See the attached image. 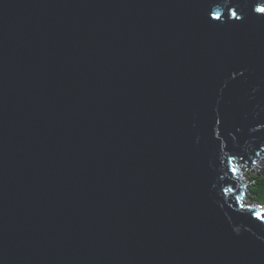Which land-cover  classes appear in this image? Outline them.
<instances>
[{"label": "water", "instance_id": "1", "mask_svg": "<svg viewBox=\"0 0 264 264\" xmlns=\"http://www.w3.org/2000/svg\"><path fill=\"white\" fill-rule=\"evenodd\" d=\"M259 2L0 0V264H264Z\"/></svg>", "mask_w": 264, "mask_h": 264}, {"label": "trees", "instance_id": "2", "mask_svg": "<svg viewBox=\"0 0 264 264\" xmlns=\"http://www.w3.org/2000/svg\"><path fill=\"white\" fill-rule=\"evenodd\" d=\"M247 183L248 199L254 203L253 206L261 209V213H264V167L250 174Z\"/></svg>", "mask_w": 264, "mask_h": 264}, {"label": "snow or ice", "instance_id": "3", "mask_svg": "<svg viewBox=\"0 0 264 264\" xmlns=\"http://www.w3.org/2000/svg\"><path fill=\"white\" fill-rule=\"evenodd\" d=\"M253 12H254V14H259L260 17H264V0H260L259 3L255 4L253 6ZM230 15L235 20H240L242 18V15L238 14L236 9L231 10L230 11ZM212 18L214 20H220L221 19V14L219 12H215V13H213ZM229 163H231V162H229ZM232 171H233V173H235L236 169L233 168ZM227 191H231V189H227ZM255 217L257 219H260L262 222H264V213L256 212L255 213Z\"/></svg>", "mask_w": 264, "mask_h": 264}, {"label": "rangeland", "instance_id": "4", "mask_svg": "<svg viewBox=\"0 0 264 264\" xmlns=\"http://www.w3.org/2000/svg\"><path fill=\"white\" fill-rule=\"evenodd\" d=\"M262 167H264V161H262V162H260V163H258V164L255 165L256 170H261ZM254 171H255L254 169L249 168L248 176H249L250 174H252ZM247 178H248V177H247ZM247 187H248V183H246V191H245V195H244V201H243V204L250 206V205H253L254 203H253L252 201H250V200L248 199V197H247V196H248ZM262 210H263V209H262Z\"/></svg>", "mask_w": 264, "mask_h": 264}]
</instances>
